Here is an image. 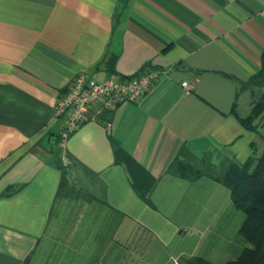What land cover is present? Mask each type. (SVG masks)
<instances>
[{
  "label": "crops",
  "instance_id": "0c3cea01",
  "mask_svg": "<svg viewBox=\"0 0 264 264\" xmlns=\"http://www.w3.org/2000/svg\"><path fill=\"white\" fill-rule=\"evenodd\" d=\"M263 64L264 0H0V264H30L57 227L61 198L79 200L86 223L82 235L74 222L62 229L48 264L236 259L249 243L229 188L167 168L183 145L241 162L262 153L264 135L241 121L252 94L237 89ZM153 69L161 74L139 101L61 139L55 107L79 72ZM71 165L88 197L68 175L59 194Z\"/></svg>",
  "mask_w": 264,
  "mask_h": 264
},
{
  "label": "trees",
  "instance_id": "16d2710c",
  "mask_svg": "<svg viewBox=\"0 0 264 264\" xmlns=\"http://www.w3.org/2000/svg\"><path fill=\"white\" fill-rule=\"evenodd\" d=\"M252 85H264V64L240 83L237 95L242 90L251 89ZM252 104V110L247 116L241 117V121L246 127L257 129L253 121L264 112V93ZM167 172L189 180L201 176L213 178L229 188L235 206L245 214L240 233L249 245L244 246L236 259L213 263L201 256H191L182 257L181 264H264V148L260 155H250L241 162L218 147H209L197 155L183 145L170 162ZM68 184L67 173L63 169L59 194L68 190Z\"/></svg>",
  "mask_w": 264,
  "mask_h": 264
},
{
  "label": "built area",
  "instance_id": "2783aa9c",
  "mask_svg": "<svg viewBox=\"0 0 264 264\" xmlns=\"http://www.w3.org/2000/svg\"><path fill=\"white\" fill-rule=\"evenodd\" d=\"M160 74L153 69L132 77L110 74L98 79L90 71L79 72L55 107V116L64 121L61 139L65 141L82 123L97 119L118 103L139 101ZM183 85L188 86V82Z\"/></svg>",
  "mask_w": 264,
  "mask_h": 264
},
{
  "label": "rangeland",
  "instance_id": "374dc122",
  "mask_svg": "<svg viewBox=\"0 0 264 264\" xmlns=\"http://www.w3.org/2000/svg\"><path fill=\"white\" fill-rule=\"evenodd\" d=\"M245 90H248L252 94L251 109H250V111H251L253 108V104H252L253 100L259 99L261 97V95L264 93V85L263 86L252 85L251 89L248 88ZM250 111L245 116H247L250 113ZM253 125H255L257 127V129L259 130V132L264 135V112H262L253 121ZM220 150L222 151L223 149H220ZM67 175L70 179L72 186H75L76 190L79 192V194H80L79 196L88 197V195H90L88 190L86 189L87 183L82 179L81 170L79 168H77L74 165L69 166L68 171H67ZM61 201L63 203V206L61 209V214L55 218V220L58 221V222H55L57 224L56 225L57 227L53 230V232H48V234L45 236V238L42 239L39 248L36 250V252L33 254V256L30 259V264H48V262L52 256V254L50 255V253L53 250L54 243L57 242L56 240L61 238V236H62L61 234L64 233V231L62 232V229L63 228L68 229L69 224L71 225V223H73V222H74V224L76 223L77 224V230H78L76 232H77V234L82 235V233L80 232V230H82V228H84L82 226V223L84 224L86 222H84V219H82V221L80 223H78L77 218H76L77 212L75 213V211H76L75 203L79 202V200H77L75 198H73V199L61 198ZM230 208H233V207H230ZM70 212H72V213H70ZM239 212H241V211H239ZM106 217H107L106 214H102L100 217V220L102 218H103L102 220H105ZM236 219H237V217H236ZM102 220L99 221V223L102 222ZM89 222H91V221H89ZM99 226L101 228L103 226V223L100 224ZM76 232H74V235ZM89 233H91V232H89ZM100 233H101V235H103L105 233V231L102 230V231H100ZM214 233H215V231H214ZM218 233H220L226 237L227 236L234 237L235 231L231 232L232 234L229 233L228 231L224 232L223 230L218 232ZM79 243L80 242H77L75 239V242L73 244H74V246H78ZM96 245H97V243H96Z\"/></svg>",
  "mask_w": 264,
  "mask_h": 264
}]
</instances>
